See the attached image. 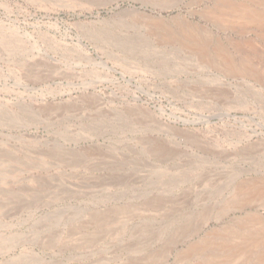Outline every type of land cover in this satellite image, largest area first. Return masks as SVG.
<instances>
[{
    "label": "rangeland",
    "instance_id": "374dc122",
    "mask_svg": "<svg viewBox=\"0 0 264 264\" xmlns=\"http://www.w3.org/2000/svg\"><path fill=\"white\" fill-rule=\"evenodd\" d=\"M263 19L0 0V264H264Z\"/></svg>",
    "mask_w": 264,
    "mask_h": 264
},
{
    "label": "bare ground",
    "instance_id": "6f19581e",
    "mask_svg": "<svg viewBox=\"0 0 264 264\" xmlns=\"http://www.w3.org/2000/svg\"><path fill=\"white\" fill-rule=\"evenodd\" d=\"M229 8H230V7H229ZM259 12H260V11H259ZM254 14H255V12H254ZM258 14H259V13H258ZM260 14H261V13H260ZM262 15H263V14H262ZM247 17H248V16H247ZM252 17H253V15H252ZM243 19H244V18H243ZM256 19H257V18H256ZM248 20H249V19H248ZM252 20H253V19H252ZM186 21H187V20H186ZM263 21H264V19H263ZM244 22H246V21H244ZM248 22H249V21H248ZM251 22H253V21H251ZM258 22H259V21H258ZM261 22H262V21H261ZM157 23H158V22H157ZM159 24H161V23H159ZM175 24H176V23H175ZM190 25H191V24H190ZM195 26H196V25H195ZM162 27H163V26H162ZM162 27H161V28H162ZM191 27H192V26H191ZM202 29H203V28H202ZM205 29H206V28H205ZM210 29H211V28H210ZM188 30H190V29H188ZM197 30H198V29H197ZM210 31H211V30H210ZM181 32H182V31H181ZM184 32H186L185 29H184ZM187 34H188V33H187ZM189 35H190V34H189ZM196 35H197V34H196ZM174 36H175V35H174ZM183 36H186V35L183 34ZM193 36H194V35H193ZM209 37H210V36H209ZM196 38H197V37H196ZM173 40H174V39H173ZM209 40H210V39H209ZM199 41H200V40H199ZM219 41H220V40H219ZM202 42H203V41H202ZM205 42H206V41H205ZM220 44H221V43H219V45H218V44H217V45L220 46ZM223 44H224V43H223ZM231 44H232V43H231ZM231 44H230V45H231ZM221 45H222V44H221ZM234 45H235V44H234ZM211 46H212V45H211ZM204 47H205V46H204ZM220 47H221V46H220ZM213 48L215 49V47H213ZM234 48H235V47H234ZM197 49H199V47H198ZM203 49H204V48H203ZM203 49H202V51H203ZM227 49H228V48H227ZM216 50H217V48H216ZM198 51H199V50H198ZM218 51H219V50H218ZM199 52H201V51H199ZM203 52H204V51H203ZM215 52H216V51H215ZM215 52H214V53H215ZM219 52H220V51H219ZM219 52H218V53H219ZM225 52H226V51H225ZM228 52H229V51H228ZM218 53H215V54H218ZM221 55H222V57L224 56L222 53H221ZM221 55H220V56H221ZM204 57H205V56H204ZM224 57H225V56H224ZM225 58H226V57H225ZM217 59H218V58H217ZM208 62H209V61H208ZM210 63H211V62H210ZM244 63H245V62H244ZM212 64H213V63H212ZM222 64H223V63H222ZM231 64H232V63H231ZM233 64H234V63H233ZM213 65H214V64H213ZM238 68H240V67H238ZM250 69H251V68H250ZM222 72H223V71H222ZM254 72H255V71H254ZM255 73H256V72H255ZM226 74H227V73H226ZM235 74H236V73H235ZM237 74H238V73H237ZM237 74H236V75H237ZM239 75H240V74H239ZM249 75H250V74H249ZM256 75H257V74H256ZM257 76H258V75H257ZM257 76H255V77L258 79ZM251 78H252V77H251ZM259 79H260V78H259ZM262 85H263V83H262ZM192 252H193V251H192Z\"/></svg>",
    "mask_w": 264,
    "mask_h": 264
}]
</instances>
